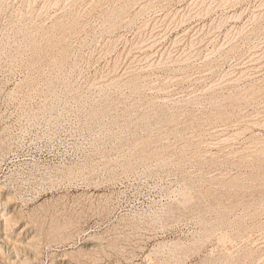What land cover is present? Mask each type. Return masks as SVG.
Segmentation results:
<instances>
[{"label": "rangeland", "instance_id": "rangeland-1", "mask_svg": "<svg viewBox=\"0 0 264 264\" xmlns=\"http://www.w3.org/2000/svg\"><path fill=\"white\" fill-rule=\"evenodd\" d=\"M0 182L32 264H264V0H0Z\"/></svg>", "mask_w": 264, "mask_h": 264}, {"label": "bare ground", "instance_id": "bare-ground-1", "mask_svg": "<svg viewBox=\"0 0 264 264\" xmlns=\"http://www.w3.org/2000/svg\"><path fill=\"white\" fill-rule=\"evenodd\" d=\"M229 0H220V2H228ZM31 45H35V41L31 43ZM138 77L131 80L130 84L133 85L135 80ZM249 89H255V86H250ZM170 118L167 117L165 121H169ZM12 185V184H11ZM53 186V185H52ZM51 186V188H52ZM10 186V182H0V230H3L5 235L4 242L9 245L10 251H12L15 255L9 258V261L12 264H32V259H37L38 255L41 253V247H43L42 238H46L45 245L50 244L52 242L58 243H65L66 241L72 242L74 239L73 234L68 232V227L71 225V221L67 219L66 221H61L54 217V215L50 218L48 217V212H50V208H52L53 201L50 199H45L43 202L36 204L34 207L30 208L29 210H25L23 207L12 208V203L14 202L13 199L14 193L12 192ZM13 188V187H12ZM50 188V189H51ZM14 189V188H13ZM14 191H17L15 189ZM19 191V190H18ZM16 195V193H15ZM17 196V195H16ZM21 198V197H20ZM18 199V198H17ZM22 199V198H21ZM52 199V198H51ZM16 200V199H15ZM25 199L22 200L23 206L27 205ZM56 202V201H55ZM49 218V219H48ZM22 220H26L27 224L22 227L20 233H18V238L13 239L10 235V231L14 230L16 225ZM30 227H35V233L32 234L29 232ZM14 232V231H12ZM24 234V236H22ZM25 235H28L25 237ZM25 237V238H24ZM27 239V240H26ZM92 240H101V235H93L91 236ZM76 244V243H75ZM74 244V245H75ZM44 245V246H45ZM101 245V244H100ZM100 245L96 246H82L80 248H71L65 249L63 255L69 256L70 261L82 262L86 260L88 261H95L96 254L98 253L97 250L102 247ZM151 255H154L156 260L153 259L154 256H149V264H159L166 263V259L164 258L161 253L169 252V254H174L181 249L180 243H174L168 246L167 243L163 242L162 244L157 246ZM78 248V249H77ZM74 249V250H73ZM76 249V250H75ZM167 249V250H166ZM2 246L0 245V252H2ZM21 253H25V258L21 256ZM99 254V253H98ZM55 262V261H53ZM52 262V264H53Z\"/></svg>", "mask_w": 264, "mask_h": 264}]
</instances>
